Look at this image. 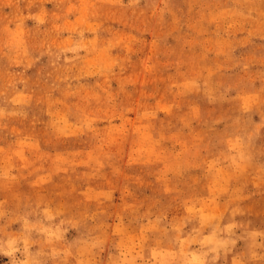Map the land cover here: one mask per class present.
Returning <instances> with one entry per match:
<instances>
[{"label":"rangeland","instance_id":"1","mask_svg":"<svg viewBox=\"0 0 264 264\" xmlns=\"http://www.w3.org/2000/svg\"><path fill=\"white\" fill-rule=\"evenodd\" d=\"M0 264H264V0H0Z\"/></svg>","mask_w":264,"mask_h":264}]
</instances>
